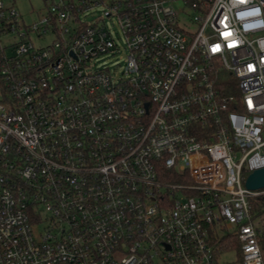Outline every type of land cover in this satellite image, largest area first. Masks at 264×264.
Returning a JSON list of instances; mask_svg holds the SVG:
<instances>
[{"label": "built area", "instance_id": "2783aa9c", "mask_svg": "<svg viewBox=\"0 0 264 264\" xmlns=\"http://www.w3.org/2000/svg\"><path fill=\"white\" fill-rule=\"evenodd\" d=\"M16 1L0 0V264H219L224 230L264 264V190L242 182L264 167V0H41L29 22Z\"/></svg>", "mask_w": 264, "mask_h": 264}, {"label": "rangeland", "instance_id": "374dc122", "mask_svg": "<svg viewBox=\"0 0 264 264\" xmlns=\"http://www.w3.org/2000/svg\"><path fill=\"white\" fill-rule=\"evenodd\" d=\"M182 2L181 0H177L174 3V6L177 9H182ZM16 7L18 8L19 12L21 13L22 17L24 18V20L26 22H29L32 20L33 15L31 16V11L35 12L37 10H39V8L41 7V0H17L16 1ZM102 8H96V11L101 10ZM107 25L114 31L112 33V35L114 36L115 39H117V37L120 36V29L117 23V20L115 18H110L109 20L106 21ZM194 27H192L193 29ZM10 37V36H8ZM8 41H12V40H8ZM4 42H7V38H5ZM115 61V60H112ZM247 175H243L242 176V182L244 183L245 177ZM260 197V196H258ZM255 198V199H258ZM258 201V200H257ZM256 201V202H257ZM258 206L262 207L264 206V204L261 203H257ZM252 205H254V203H252ZM255 223L258 224V226L261 228H264V214L257 216L255 219ZM231 230V229H230ZM226 231V230H224ZM224 231H220L219 232V238L222 239V243L221 245H218V250L216 253V259L218 261L219 264H240V255L238 253V251L235 248H231L230 247V241L231 238L230 237H224L223 233ZM230 232V231H228ZM229 244V246H227ZM222 246V247H219ZM261 254L262 257H264V245H262L261 247Z\"/></svg>", "mask_w": 264, "mask_h": 264}, {"label": "trees", "instance_id": "16d2710c", "mask_svg": "<svg viewBox=\"0 0 264 264\" xmlns=\"http://www.w3.org/2000/svg\"><path fill=\"white\" fill-rule=\"evenodd\" d=\"M2 80H0V92H4V87L2 86ZM0 97H3L4 99H2V101H5L6 100V95H2L0 94ZM247 175L248 174V171L246 169L243 170V175ZM173 180V179H172ZM175 182H182V179H179V178H174ZM258 200V201H257ZM257 201V202H256ZM251 203H254V205H252V215L253 217H257V216H260L262 214H264V206L260 207L258 206L257 203H261V204H264V196H260L258 197V199H253L251 201ZM218 242V245H221L222 243V239H219V240H216ZM230 247L231 248H235L237 251L239 250L238 249V243L235 241V240H231L230 241ZM229 244L227 246H229ZM259 244H260V248L262 247V245H264V231H262L261 233V236L259 237ZM219 247H222V246H219ZM239 252V251H238Z\"/></svg>", "mask_w": 264, "mask_h": 264}, {"label": "water", "instance_id": "95a60500", "mask_svg": "<svg viewBox=\"0 0 264 264\" xmlns=\"http://www.w3.org/2000/svg\"><path fill=\"white\" fill-rule=\"evenodd\" d=\"M244 186L251 191L264 190V167L248 173L244 180Z\"/></svg>", "mask_w": 264, "mask_h": 264}]
</instances>
